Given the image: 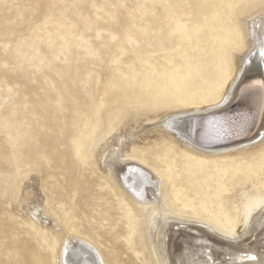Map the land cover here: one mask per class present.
I'll return each instance as SVG.
<instances>
[{"label":"rangeland","instance_id":"obj_1","mask_svg":"<svg viewBox=\"0 0 264 264\" xmlns=\"http://www.w3.org/2000/svg\"><path fill=\"white\" fill-rule=\"evenodd\" d=\"M223 2L0 0V264L53 262L51 234L30 227L7 189L32 176L45 207L58 218L71 215L105 264H151L144 224L155 203L124 192L101 168L96 148L132 111L187 102L214 86L219 55L234 39L228 10L213 6ZM250 2L244 11L259 4ZM168 13L177 19L161 26L158 16ZM180 17L184 32L176 29ZM153 144L131 152L146 154L150 168L157 164L161 205L181 214L226 224L250 190L264 187L261 148L214 161L188 148L219 174L208 184L194 181L198 192L175 181L170 157L140 150ZM238 172L244 180L234 178ZM35 248L38 258L29 254Z\"/></svg>","mask_w":264,"mask_h":264},{"label":"bare ground","instance_id":"obj_2","mask_svg":"<svg viewBox=\"0 0 264 264\" xmlns=\"http://www.w3.org/2000/svg\"><path fill=\"white\" fill-rule=\"evenodd\" d=\"M259 4L255 8L249 10L255 11L251 15H255L259 11ZM168 16H158V23L161 26L169 25L174 22L178 16L175 13H168ZM153 14H149V18H153ZM182 18L177 20V31L184 32L185 28L182 23ZM216 75V73H215ZM199 82V76L197 78ZM214 86L208 92L193 91L188 94L189 101H166L158 107L144 106L135 111H132L122 123L117 126L115 132L106 140L100 141L96 148V158L103 170L112 177L114 182L132 196L139 203L154 202L155 204L146 213L144 224V241L146 249L149 253L151 264H157L160 258L161 249L166 242L167 259L176 260L179 258L178 251L182 245L189 242L195 243L200 240L201 243H210L213 249V256L218 260H224L227 264H257V261L252 259L255 255L260 261H264V231L260 230L259 223L249 231L241 230L238 233V239L235 241L227 240L210 231L205 225L212 223L190 215L181 214L173 210L170 206L161 204L164 203L163 189L158 180V166L155 163L151 168L146 165V154L142 156L132 153L136 146L143 143H154L148 147H141L140 150L148 151L170 157L174 160L175 181L180 185H190L192 190L200 192L203 188L194 186L193 183L197 179H202L205 183H209L212 179L217 180L219 174L215 170V166H208L203 162V158L198 155L194 156L189 153L188 148H192L196 153L205 152L211 154V160L214 161L217 157L232 158L239 156L244 152L252 149L261 150L258 153L264 152V142L259 138L258 132H264V129L253 128L251 134L241 136L222 135L216 129L210 130L207 135L204 133L203 121L201 117L207 116L209 113L218 111L215 108L208 106V100L212 98ZM218 98V96L216 97ZM199 105V108L196 105ZM190 121H195L192 125L197 129L195 134L189 135L186 133V127ZM180 131L177 132L176 129ZM164 139V141L162 140ZM122 141V143H121ZM161 141V142H159ZM175 142L178 147L175 146ZM168 146V150H163V147ZM159 148V149H157ZM157 149V150H155ZM117 150L123 151L124 155L130 157V164L139 165L146 169L152 175L151 183L143 189V195L134 193L131 190H126L122 187V181H119L114 174L110 173L109 167L105 161L109 163ZM199 154V153H198ZM260 159V156H259ZM262 161L259 160L258 164ZM172 171V168H171ZM237 179L244 180V175L240 172L235 174ZM10 190V201L14 209H17L21 214L25 215L32 223H36L38 227L44 231H48L53 239V244H57L56 250L62 252L61 237L64 235H72L79 237L84 243L90 245L93 249V255L97 264H105L98 248L89 240L88 237L82 235L76 225L72 223L70 216L60 214V218L53 215L43 204V197L37 186L35 176L24 179L15 187L8 186ZM178 194V192H176ZM189 219H195L199 223L187 224ZM227 222V220H225ZM55 229L56 231H53ZM22 242L23 239H19ZM28 244L27 246H29ZM31 248V247H30ZM30 255L33 258H38L36 248L30 250ZM57 257L53 255L52 260ZM62 258V257H61ZM35 264H50L38 259Z\"/></svg>","mask_w":264,"mask_h":264},{"label":"snow or ice","instance_id":"obj_3","mask_svg":"<svg viewBox=\"0 0 264 264\" xmlns=\"http://www.w3.org/2000/svg\"><path fill=\"white\" fill-rule=\"evenodd\" d=\"M213 6L228 10L226 22L234 39L219 55L212 98L207 102L209 107L218 111L200 118L205 129L202 135L216 129L222 135L239 137L251 134L253 128L264 129V0H259L260 10L255 15L244 11L254 7L250 0H225ZM196 107L199 108V105ZM194 123L189 122L185 134H195ZM258 135L264 142V132H258ZM259 156L264 162V152ZM129 160V156L117 150L111 162L105 163L110 173L122 181V187L143 195L142 190L151 183L152 175L139 165L130 164ZM241 204L243 211L238 208L234 219L230 218L226 224H207L205 227L232 241L238 239L241 230L247 232L255 223H259L260 230L264 231V187L258 193L250 190ZM186 223L191 225L199 221L189 219ZM61 245L62 252L53 250L57 258L52 264H97L93 249L81 238L64 235ZM159 255L157 264H227L213 256L210 243H201L200 240L182 245L176 260L166 258L169 255L166 242ZM252 259L257 264H264L255 255Z\"/></svg>","mask_w":264,"mask_h":264}]
</instances>
